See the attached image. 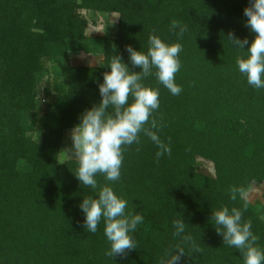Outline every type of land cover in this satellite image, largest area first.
<instances>
[{
  "label": "trees",
  "instance_id": "16d2710c",
  "mask_svg": "<svg viewBox=\"0 0 264 264\" xmlns=\"http://www.w3.org/2000/svg\"><path fill=\"white\" fill-rule=\"evenodd\" d=\"M249 0H0V264H166L183 248L179 264H243L238 250L222 241L211 212L221 206L251 221L264 249V206L244 196L264 182V89L248 85L237 68L243 51L228 39L253 38L243 9ZM89 14H117L115 26L88 35ZM187 26L182 38L170 30ZM95 23V21H93ZM179 42L181 67L172 95L159 89L153 113L157 146L140 133L124 146L121 176L109 185L128 202L126 212L144 219L133 234L135 249L106 255L103 222L96 233L83 228L79 202L93 195L79 184L76 158L59 160L64 132L98 102V83L116 56L131 71L126 47L146 51L150 35ZM80 54L101 55L99 65L73 63ZM148 127V125H146ZM208 162L212 175L197 168ZM239 189L230 199V190ZM264 200V192L262 193ZM183 219L201 251L174 236Z\"/></svg>",
  "mask_w": 264,
  "mask_h": 264
},
{
  "label": "clouds",
  "instance_id": "9594fccd",
  "mask_svg": "<svg viewBox=\"0 0 264 264\" xmlns=\"http://www.w3.org/2000/svg\"><path fill=\"white\" fill-rule=\"evenodd\" d=\"M245 24L253 38L241 39L228 35L230 44L243 51L236 59L239 73L246 78L248 85L264 89V0H249L243 9ZM170 30H175L178 40L187 31V26L173 20ZM128 61L139 71H131L121 57L116 56L107 65L102 82L98 83L99 100L85 108L78 122L69 130L71 147L65 149L77 160L74 172L80 185L92 190L93 195L83 196L79 209L83 213L84 230L96 233L103 222L104 235L110 248L106 255L125 254L135 249L134 233L143 222L142 214L126 212L128 202L119 197L109 185L98 186L97 175L106 181H118L121 176L124 146L140 142L144 133L158 148L157 158L171 154L156 131L159 125L153 113L160 107L159 89L144 83L145 78L154 75L156 80L172 95H179L181 86L175 82L181 63L179 54L182 45L168 43L157 35H150L146 51L126 47ZM148 125V127H146ZM239 189L230 190V199L237 198ZM213 225L223 243L240 253L243 264H264V249L256 245L258 237L252 232L251 221L242 219V211L228 206L211 212ZM174 236L181 237L185 244H191L194 251H201L191 235H185L183 219L174 222ZM174 255L166 264H179L184 255L183 248L171 250Z\"/></svg>",
  "mask_w": 264,
  "mask_h": 264
},
{
  "label": "rangeland",
  "instance_id": "374dc122",
  "mask_svg": "<svg viewBox=\"0 0 264 264\" xmlns=\"http://www.w3.org/2000/svg\"><path fill=\"white\" fill-rule=\"evenodd\" d=\"M88 18V25L86 28V34L88 35H101L106 28H113L117 22V14H89L85 13ZM95 21V23H93ZM73 63L88 64V65H99L101 62V55H86L80 54L78 56H73L71 58ZM69 130L64 132L63 144L59 156V160L63 161L69 158H75L70 156L65 149L71 147V139L69 135ZM197 168L202 173H207L212 175L213 170L208 162L197 159ZM264 192V182H252L249 189L245 192L244 196L251 203H255L264 206V200L262 199V193Z\"/></svg>",
  "mask_w": 264,
  "mask_h": 264
}]
</instances>
